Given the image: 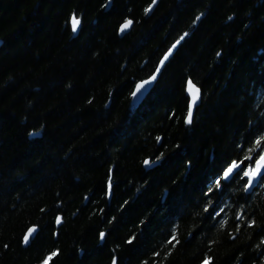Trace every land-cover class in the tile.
I'll use <instances>...</instances> for the list:
<instances>
[{
    "label": "trees",
    "instance_id": "16d2710c",
    "mask_svg": "<svg viewBox=\"0 0 264 264\" xmlns=\"http://www.w3.org/2000/svg\"><path fill=\"white\" fill-rule=\"evenodd\" d=\"M106 3L0 0V264H41L57 249L52 264H111L113 255L120 264H153V252L161 253L158 264H201L205 256L262 264L264 188L243 193L233 181L204 193L230 158L243 155L235 144L264 111L257 107L264 104V0H159L149 14L151 0ZM73 12L82 18L76 35ZM126 19L134 24L120 36ZM184 31L191 35L133 108L134 82ZM186 73L205 93L190 126ZM161 153L162 161L144 166ZM209 198L225 208V227L203 211ZM239 205L260 227L234 219ZM57 215L65 217L59 228ZM173 230L175 248L166 244Z\"/></svg>",
    "mask_w": 264,
    "mask_h": 264
},
{
    "label": "snow or ice",
    "instance_id": "6c2138e0",
    "mask_svg": "<svg viewBox=\"0 0 264 264\" xmlns=\"http://www.w3.org/2000/svg\"><path fill=\"white\" fill-rule=\"evenodd\" d=\"M158 4V0H152L151 4L145 8V14H149L154 10V6ZM112 0H107V3L103 6L105 8H111ZM234 16H229L227 22H231ZM68 23V22H66ZM134 21L132 19H126L124 23L120 25L119 32L124 34L128 29L132 27ZM71 30L75 34L79 31L82 26V18L75 12L70 17ZM247 27V26H246ZM183 37L178 39L173 43L163 56L159 59L154 70L150 73L147 79L140 80L139 82H134V89L131 91L130 95L132 97V107L134 108L143 99L144 95L158 83L159 79L163 76L167 67L169 66L171 60L175 57L178 52V47L181 45ZM183 94L187 99L188 103L186 105V115L184 116L183 123L186 126L193 124L195 119H198V109L203 102L205 93L202 86L199 85L198 80L194 79L190 73H186V78L184 81ZM105 107H108L106 104ZM257 107H264V104H258ZM179 112L177 110L170 111V119L175 120ZM261 119L259 120H249L247 122L248 128L246 132L241 134L239 141L235 144V150L243 155L236 156L235 158H230L224 166L221 168L219 173L211 178L209 184L207 185V191L204 193L205 196H209L210 193L214 191H222L227 184L233 181L240 187V191L243 193H253L256 188H264V111L260 112ZM40 133L37 131L29 133L30 136H38ZM156 141L163 145V137L157 136ZM178 147V146H177ZM164 154L161 153V157ZM215 160V154L211 157ZM159 158L155 159H144L143 164L146 168H150L152 165L157 164ZM188 166H191V161L187 162ZM175 182V181H174ZM113 178L111 175L108 176L106 182V195L111 197L113 192ZM167 193V189H165ZM86 200H90L89 196L85 197ZM127 203V202H125ZM215 201L209 198L207 205L204 207L203 211L208 213L210 218L217 221L220 228L225 227L228 224L227 219L222 218V214L225 213V208L221 207L216 209L214 207ZM239 210L236 212L234 219L243 223L246 228L260 227L257 223V219L254 215L248 214V207L246 205H239ZM103 213V209L100 210ZM76 215V213H73ZM115 217L110 218L109 223L114 220ZM65 222V217L62 215H57L55 217V224L62 227ZM143 223V222H141ZM264 230V229H262ZM38 231V226L28 228L27 232L24 234L23 242L25 245H29L34 235ZM237 232L240 231L238 227ZM58 236L59 233H54ZM191 235V234H190ZM107 238L106 231L99 232V241L103 243ZM136 239L135 234L128 238L125 243L132 245ZM233 239L235 237L233 236ZM181 243L178 234L175 230L172 231L170 237L166 241V244L175 248ZM264 246V238L261 239L260 244L256 246L260 249ZM5 248L8 245H4ZM115 251V250H114ZM59 250L52 251L46 257L43 258L41 264H52L55 257L59 255ZM161 255L160 252H153V264H158L155 258ZM171 255V251L168 252ZM260 256L264 258V252L260 253ZM111 264H120V260L117 256L113 255ZM143 264H148V261H143ZM201 264H214L212 256H205ZM262 264H264V259H262Z\"/></svg>",
    "mask_w": 264,
    "mask_h": 264
},
{
    "label": "clouds",
    "instance_id": "9594fccd",
    "mask_svg": "<svg viewBox=\"0 0 264 264\" xmlns=\"http://www.w3.org/2000/svg\"><path fill=\"white\" fill-rule=\"evenodd\" d=\"M203 16H204V13H200L199 15H197L196 18H195V20L193 21V25L196 24V21L201 20ZM190 35H191V33L189 31H184L183 34L179 36V39H181L183 37V41H184ZM220 56H221V52L220 51H217L216 52V57L219 58ZM29 103H31V101ZM43 127H44L43 125H40V128H43ZM30 133H31V131H30ZM162 157H161V154L159 156H156V158H159L158 162L159 161H162Z\"/></svg>",
    "mask_w": 264,
    "mask_h": 264
},
{
    "label": "water",
    "instance_id": "95a60500",
    "mask_svg": "<svg viewBox=\"0 0 264 264\" xmlns=\"http://www.w3.org/2000/svg\"><path fill=\"white\" fill-rule=\"evenodd\" d=\"M158 1H159V0H158ZM154 7H155V6H154ZM122 23H124V22H122ZM122 23H121V24H122ZM121 24H120V25H121ZM120 25H119V28H120ZM119 28H118V33H119L120 36H122L123 34H121V33L119 32ZM128 30H129V29H128ZM128 30H127V31H128ZM127 31H126V32H127ZM126 32H125V33H126ZM77 33H78V32H77ZM77 33H75V34L73 33V35H76ZM125 33H124V34H125ZM1 43H2V40L0 39V44H1ZM146 79H147V78H146ZM138 82H139V81H138ZM133 89H134V88H133ZM149 91H150V90H149ZM149 91H148V92H149ZM148 92H147V93H148ZM147 93H146V94H147ZM146 94H145V95H146ZM145 95H144V97H145ZM144 97H143V98H144ZM154 165H155V164H154ZM154 165H152L151 167H153ZM31 227H33V226H31ZM26 232H27V231H26ZM23 244H24V242H23ZM24 245H25V244H24ZM25 246H26V245H25Z\"/></svg>",
    "mask_w": 264,
    "mask_h": 264
},
{
    "label": "bare ground",
    "instance_id": "6f19581e",
    "mask_svg": "<svg viewBox=\"0 0 264 264\" xmlns=\"http://www.w3.org/2000/svg\"><path fill=\"white\" fill-rule=\"evenodd\" d=\"M151 2H152V0H151ZM150 4H151V3H150ZM147 78H148V77H147ZM145 79H146V78H145ZM139 81H140V80H139ZM150 90H151V89H150ZM148 93H149V92H148ZM148 93H147V94H148ZM147 94H146V95H147ZM146 95H145V97H146ZM145 97H144V98H145ZM144 98H143V99H144ZM143 99H142V100H143ZM142 100H141V101H142Z\"/></svg>",
    "mask_w": 264,
    "mask_h": 264
}]
</instances>
